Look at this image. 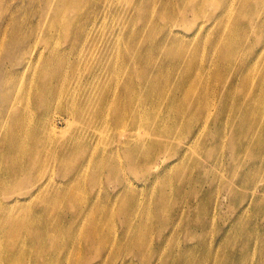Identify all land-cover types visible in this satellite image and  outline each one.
I'll return each mask as SVG.
<instances>
[{
    "label": "bare ground",
    "instance_id": "bare-ground-1",
    "mask_svg": "<svg viewBox=\"0 0 264 264\" xmlns=\"http://www.w3.org/2000/svg\"><path fill=\"white\" fill-rule=\"evenodd\" d=\"M1 1L3 0H0V23L6 13ZM40 1L43 6L38 17L27 22L32 11H26L23 21L12 17L7 23V28L0 26V37L3 39V43H0V186L8 185L4 191L0 190V196H12L17 188H24L31 182V169L39 164L32 159L35 157L40 161L51 156L49 164L53 168H59L60 172L64 171L65 180L61 183L48 182L42 186L33 185L22 193H29L33 189L40 193L33 197L28 205L44 213L34 219L26 220L27 212L24 208L15 215H9V203L0 204L3 209L0 210V231L3 234L0 236V264H74L63 258H29L27 255L30 251L27 247L44 240L46 231L53 228L52 224L62 230L66 223L62 222L64 218L62 220L60 214L55 212L54 219L52 216L46 218L45 215L52 214V210L56 208L53 206L55 201L68 198L73 207L77 206L82 199L75 196L76 189L79 192L86 191V187L82 185L90 178L89 170L93 167L105 169L112 175L116 172L119 174L122 163L124 166V160H127L128 164L131 162V171L135 172L141 162L143 163L140 166L150 169L160 159L168 160L175 155L179 161L175 176L178 180H183L193 168L202 167L207 170L205 166L208 161L221 164L224 155L231 152L232 163L228 167V173L221 174V180H227L228 184H225L224 189L228 194L231 193L232 207L236 205L238 188H244L240 185L248 184L258 175H261L258 176L259 180H264V164L257 161L264 156V29H260L259 24V19L264 16V0H216L213 14L207 16L209 18L215 15L216 20L221 17L220 27L214 38V50L219 53V62L215 64L213 74L205 68L200 58L204 48L203 45L199 48L197 43H200V40L184 44L181 43L182 40L171 35L174 26L182 25L180 20L186 18L189 8L194 10L193 7H196L195 16L205 14L199 3H180L179 16L168 14L166 11L164 14L169 17H156L152 11H148L145 2L113 0L114 4H110L109 0H97L102 1L103 13L110 10L113 14H120L123 12L121 9L125 7L130 16L124 17V13V19L120 20L130 24L142 16L147 25L143 27L144 30H139L138 42H135L129 29L130 25L122 30L128 33L124 34L120 27L112 25L98 26L93 30L91 28L95 24L92 18L80 23L79 34L85 35V39H91L93 35L99 38L96 49L93 40L87 45V51L90 53L94 54L97 50L98 58L90 62L86 74L83 73L84 77L76 79H70L63 74L65 72L59 71H42L32 77L29 75L30 71L35 70V66L38 68L35 58L37 61L40 58L37 55V46L42 40L38 32L43 30V34H51L54 30L64 27V19L71 22L76 20L87 0ZM231 1L238 3L230 4ZM128 3H131V6H126ZM204 3L205 0H202L201 5ZM8 7L10 8L9 5ZM209 20H202L203 22L198 24L199 33L204 31ZM26 24L31 25V32L23 38L19 34L26 29ZM216 24L218 25V21ZM46 28L49 30H45ZM170 40L173 43L167 42ZM246 41H250V45L244 46ZM122 57H125V60L121 61ZM7 60L12 65H21L22 68L10 69L9 74H6L3 66ZM256 60L259 62H255ZM52 65L54 62H51ZM39 67L45 68L43 63ZM119 68L123 71V79L108 83L109 77L113 79L115 76L110 72ZM213 76L217 82H211ZM219 79L221 82H218ZM31 80L37 83L36 90L35 93L30 90L26 95L25 91ZM112 82L121 85V88H110L109 84ZM210 85L213 87L211 93ZM63 98L69 105L70 114L68 117L62 116L61 119L73 130L72 137L66 143L65 136L54 135V121L43 111L44 108H49L51 101L58 99L61 102ZM162 99L170 101L167 109L168 112L174 111L175 116L151 112L149 107L161 110ZM218 101L219 113L213 115L208 105ZM230 112L231 116H227ZM206 123L209 126L215 125L213 141L209 134L201 136L200 131L206 127ZM96 127L119 130L118 136L115 135L112 140L111 148L106 149L100 156L96 150L90 154L86 150L79 153L78 142L81 138L88 140L90 129ZM142 128L145 129V135L140 133ZM125 129H128V132ZM23 140H26V147L17 145V141ZM151 145L156 146L153 153L149 151ZM20 152L26 154H19ZM134 153L138 154L137 165L133 163ZM38 155H42L41 158ZM249 160L254 161L253 168L242 170ZM48 167L44 164L43 174H36L32 180H45L48 173L44 170ZM251 176L254 179L251 180ZM103 177L104 175H100L99 179L102 181ZM259 180L255 179L256 182ZM167 182L168 180H165L163 186ZM104 189L107 191L104 186L98 192L91 188L88 194L95 198L86 216H75L73 213L76 224L83 231L78 241L85 240L90 243L93 239L102 238L105 243L111 242V234L115 229L112 212L121 208L120 213L127 215L128 220L137 219L140 222L131 224L121 236L115 234L113 240L116 242L120 238L125 239L129 243L124 252L133 254L118 260L110 255L104 256L101 249L94 257L78 259L75 264H216L227 253L240 264H253L256 261L257 253L251 255L249 250L250 235L243 236V248L240 243L235 242L237 253L233 252L230 242L234 238L232 229L238 224L235 220L231 228L224 229L218 246L212 248L211 242L208 247L210 252H205L204 246L200 244V241H208L204 232L200 235V240L190 244L182 243L175 230L167 239L165 231L170 225V203L166 200V190H162L164 195L162 191L154 192L153 197H156L155 203L159 207H155L153 213L146 216L143 212L142 215L136 212L138 208L134 207L133 200H125L118 195L121 192L113 196L109 192L104 194ZM199 195L200 191L196 190L195 196ZM246 197L244 194L242 201ZM23 201L16 198L10 202ZM164 203L168 204V208ZM219 205L220 203L217 207ZM202 211H205L204 207ZM154 219L161 220L157 225V238L150 233ZM186 222L190 225L193 218L187 217ZM208 223L210 224L209 220ZM171 224H175V221ZM10 228L12 237L1 239ZM22 228L30 230L23 235ZM193 234L196 233L188 228L186 236L189 240L196 239L191 238ZM12 238L15 241L11 240ZM60 238L66 243L72 240L71 237L67 239L63 235ZM152 246L157 247L151 251ZM222 247L226 253H222ZM261 264H264V260Z\"/></svg>",
    "mask_w": 264,
    "mask_h": 264
},
{
    "label": "rangeland",
    "instance_id": "rangeland-1",
    "mask_svg": "<svg viewBox=\"0 0 264 264\" xmlns=\"http://www.w3.org/2000/svg\"><path fill=\"white\" fill-rule=\"evenodd\" d=\"M7 0L1 1L3 6L4 13L3 21L0 23L1 27L7 28V23L9 20L14 17V19H18L23 21L25 18L26 11H32L29 18H27V22H30L33 18L38 17V13L42 10L43 2L40 0ZM136 1L137 3L145 2L148 11H152L153 15L155 14L156 17L164 16L165 12L167 11L168 14H176L179 16L180 10L178 6L180 3L183 5L190 4L192 2L199 3V7L204 9L205 14L201 16L197 15V9L194 6V10L189 8L186 12V18L182 21V25L174 26L172 29L173 33L171 35L176 36L181 43L189 44L193 43L194 41H199L197 43L199 48L201 45L204 46L203 51L200 53V58H202L204 62L205 68L209 69L211 74L214 72V66L217 62H219V53H215L214 50V38L218 33V28L220 27L221 20L219 17L217 20L215 19V15L212 17L207 18L208 15L213 14L212 11L215 8L216 0H205V3L201 5L202 0H130ZM97 0H87L84 6L83 11L78 15L77 19L74 21H70L64 19L62 21L63 28H59L54 30L51 34H47L46 32L43 34V30L39 33L42 40H40L37 50H39V54L37 53L38 61L35 58L36 66L34 67V71H30L29 77H32L34 74H40L42 71L47 73L49 71L52 72H65L63 73L70 79H76L79 77H84V74L87 72V68L92 60L97 59V50L96 52L90 53L87 51V45L90 43V40H93L95 49L98 45L99 38L95 35L91 37V39H85L83 36L80 35L81 28L79 27L80 23H84L88 18H92L94 20V27L91 29H96L98 26H105V25H112L114 27H120V30H124L128 28L130 25L131 35L135 42H138L137 37H139V30L143 29L145 25H147L142 20V16L137 19L135 22L128 24L125 20H120L123 18V14L125 13L124 17L130 16L129 11H125V7L122 8V13L120 14H113L110 10H105L102 12V1L97 2ZM110 4H114L113 0H109ZM231 3H238V1ZM10 6V8L8 7ZM118 7V4L115 5ZM126 6H131V3H128ZM22 10V11H20ZM91 12L90 14H87ZM87 14V15H86ZM166 17H169L165 15ZM206 19H210L208 22L209 24L205 27L204 31L199 33L197 30L198 24L203 22L202 20L206 21ZM101 20V21H100ZM218 21V25L216 24ZM225 22V20L223 19ZM72 23V24H71ZM46 24V23H45ZM259 24L261 25L260 29H264V16L259 19ZM211 25V26H210ZM31 27L30 24H26L24 30L19 34L20 37L26 38L28 33L31 32L29 29ZM10 29V26L8 27ZM45 30H49L46 28ZM168 30V28H166ZM123 32V31H122ZM124 33V32H123ZM264 33V31H263ZM128 34V33H124ZM8 37V36H7ZM255 38V37H254ZM253 39V38H252ZM187 40V41H186ZM190 40H192L190 42ZM252 41V40H251ZM168 43H173V41H167ZM0 43H3L2 37H0ZM252 43V42H251ZM137 45V43H135ZM250 45V41L245 42L244 46ZM209 48V52L207 49ZM259 47L256 48L258 50ZM33 50V49H32ZM250 50V48H249ZM2 48L0 49V56H1ZM251 52V51H248ZM255 58L254 56H251ZM89 58V59H88ZM58 59H61L60 61ZM125 60V57L121 58V61ZM208 60L210 62H208ZM51 62H54V65L51 66ZM259 62V61H255ZM42 63L44 64L45 68L39 67ZM63 63V66H62ZM59 66H61L59 68ZM3 68L5 69L6 74H9L10 69L16 68L18 70L22 68L21 65H12L8 60L5 62ZM123 71L119 68L116 71H111L110 73H114L115 76L113 79H110L108 83L113 80H122ZM84 73V74H83ZM109 73V74H110ZM241 73V72H240ZM90 75L89 73H87ZM240 75V74H239ZM217 77V76H216ZM221 79L218 80V82ZM211 82H217L215 77L213 76ZM221 82V81H220ZM36 82L29 83L28 89L25 91L26 95H28L29 91L32 90L35 93L36 90ZM110 88L117 89L121 88V85H117L116 82H112L109 84ZM213 91V87L210 85V93ZM162 106L161 110H158L154 107H149L152 113L159 114L160 112L163 113V116L171 115L175 116L176 113L168 112V106L170 101L168 99H162L160 101ZM219 101L213 103V105H208V109L212 112L211 114L219 113L218 110ZM69 105L66 103L64 98L60 102L58 99L51 101L49 108H44L43 111L47 112L49 116L52 118L55 124V136H65L64 141L65 143L72 137L73 130L68 127L65 122L61 119L62 116L68 117L70 111L68 109ZM42 111V112H43ZM34 112V109H33ZM154 114V115H155ZM227 116H231V112L227 114ZM206 123V127L204 126L200 133L201 136L203 134H209L210 139L213 141V135L216 133L215 125L209 126ZM128 132V129H125ZM117 131H113L110 127H96L90 129V136L88 140H84L81 138V141L78 142L77 147L79 148V153L86 150L89 154L96 150L98 156L103 153L106 149H110L112 146V140L114 136H118ZM140 133L145 135V129H140ZM151 137V136H150ZM149 137V138H150ZM60 140V139H59ZM26 140L17 141V145H23L26 147L25 144ZM156 146L151 145L149 147L150 153H153V150ZM26 152V148L24 149ZM25 152H20L19 154L25 155ZM57 153V152H56ZM28 154V153H27ZM40 158L42 155H38ZM51 156L46 157L44 160L38 159V157L32 158L33 160L39 162L38 165L34 166L31 169V176H35L38 173L43 174L44 164H47L49 167L44 170L47 172V176L45 180H32L28 183L24 188H17V190L13 193V195H9L7 197L0 196V204H8V212L9 215H15L18 212L22 211L23 208L26 209V220L34 219V217H38L40 214L44 215L38 210H35L28 206L31 203L33 197L38 196L40 193L37 189L31 190L29 193L22 194L26 192L28 189L32 188L33 185L39 184L47 185L48 182L54 183L65 180L64 171H59V168H53L48 160ZM224 161L221 164H217L215 161H208L206 163L207 170H203L202 167H195L191 171H189L183 180H178L175 176V173L178 168L179 161L176 160L175 155L171 157V159L164 160L160 159L154 166L150 169H146V167L140 166L143 162L139 164L138 169L135 172L131 171V167L127 160H124V166L120 168L121 172L118 174L117 172L113 175L109 173L105 169H101L99 167H93L89 170L90 178H88L82 186L86 187V191L80 190V192L76 189V195L81 197V201L78 202L77 206H72L71 200L66 199L63 201H55L53 206L56 207L52 210V214L45 215L46 218L50 216L53 219L56 217L54 214L55 212L60 214L62 220L64 218L63 223H66L62 230L52 227L50 230L46 231L44 235V240L39 242V244H33L27 247L30 251V254L27 256L36 257V256H44V258L49 259H57L63 258L67 261H71L75 264V262L79 259H85L89 257H94L97 251L103 250V255H110L116 259H122L124 256L133 254L131 252H124V249L127 248V242L125 239L120 238L118 241H114L113 237L115 234L121 236L124 231L131 225H135V223H139L140 221L137 219L128 220V216L121 214V208L117 209L112 212V219L114 221V232L111 234L112 241L105 243L102 238L101 239H93L90 243L88 241L82 240L78 241L79 237L83 234L82 228L76 224L75 216H86L92 201L94 200L95 196H90L88 193L90 192L91 188H95L96 192L101 190V187H105L107 191L104 189L103 193L109 192L111 195H120L121 197L126 199H131L134 202V207L138 208L136 210L137 213L148 216L149 214L153 213L154 208H158L156 206V197H153L154 192L159 193L162 190H166L167 198L166 200L170 203L169 208L168 204L164 203V205L168 208V219H169V226L165 231V235H167V239L170 237L171 232L175 230V233L180 235V241L185 244L195 243L197 239L200 240V235L204 232L208 236V241H200V244L203 245L205 252H210L209 245L212 242V248H216L220 241L222 233L225 231L224 229L228 230V227H232V223L235 220L238 224L232 232L234 234V238L230 242L232 246L233 252L236 254L237 250L234 246V243H240L241 248L245 247V243H242L243 236L250 235L251 236V247L250 253L254 255L257 253L256 261L253 264H261L264 260V190H262V186L264 185V180H259L258 175L255 177L258 182L255 181L253 176L250 179H254L250 181L248 184H242L244 188H238V197L235 201V206L232 207V199L230 197L231 193H227L224 189L227 180H221V174L228 173V167L232 163L233 155L231 152H228L224 155ZM110 160V158H107ZM75 159H72V161ZM264 164V156H262L259 160ZM9 163L10 161H6ZM138 154H133V163L135 165L138 164ZM211 162V164H210ZM211 165V167L209 166ZM254 166V161L249 160L244 164L242 170H250ZM61 169V168H60ZM174 170V171H173ZM241 170V171H242ZM173 171V172H172ZM69 172V171H68ZM60 173L61 175H58ZM54 174V175H53ZM109 174V175H108ZM168 174H170L168 176ZM100 175H104L102 181L99 179ZM168 176V177H167ZM129 180V182H128ZM168 180L166 185L163 186V182ZM132 182L133 184H131ZM136 185L137 187H132ZM8 185L0 186V190H5ZM257 189V190H256ZM199 190L200 195L199 197L195 196V191ZM37 191V192H36ZM36 192V193H35ZM256 192V194H255ZM164 195V192L162 191ZM247 195L244 201H242L243 195ZM255 196V197H254ZM254 197V198H253ZM20 198V200H24L21 203L18 202H10L14 201V199ZM259 198V201H257ZM251 199V200H250ZM257 201V202H256ZM5 202V203H4ZM219 202L220 205L217 207V203ZM231 202V205H230ZM202 203V204H201ZM201 206L199 207V205ZM60 207V208H59ZM151 207V208H150ZM202 207L205 208V211H202ZM217 207V208H216ZM0 210L3 211L0 205ZM184 216V217H182ZM193 218V223L190 225L186 222L187 217ZM205 216V217H204ZM212 216V217H209ZM182 217V219H180ZM204 217V218H203ZM214 217V218H213ZM210 221V224L208 223ZM175 221V224H171ZM74 222V224H72ZM161 222L160 219H154L152 222V228L150 233H152L156 238L158 237L157 232L159 228L157 225ZM62 223V224H63ZM214 224V226H213ZM188 228L192 229L196 234H193L191 239L189 240L186 236ZM23 230V235H26V232H29L28 229H21ZM162 231H164V226L162 227ZM60 234V235H58ZM3 234L0 231V236ZM63 235L65 238L69 239L72 238L71 241L61 240L60 236ZM11 235V228L9 229L8 233L3 236L1 239L5 240ZM162 238V237H161ZM11 240L15 241L14 238ZM157 246L153 247V251ZM1 251V248H0ZM222 253H226L224 247L221 248ZM263 252V254H262ZM31 259H29L30 261ZM215 264V262H214ZM216 264H240L235 261L230 253H227L223 256V258Z\"/></svg>",
    "mask_w": 264,
    "mask_h": 264
}]
</instances>
